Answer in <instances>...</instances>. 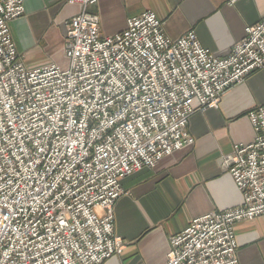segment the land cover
<instances>
[{
  "label": "built area",
  "instance_id": "1",
  "mask_svg": "<svg viewBox=\"0 0 264 264\" xmlns=\"http://www.w3.org/2000/svg\"><path fill=\"white\" fill-rule=\"evenodd\" d=\"M25 0H0V264H102L120 255L113 208L121 181L191 146V116L264 72V19L225 58L194 33L171 40L154 13L102 37L88 8L65 22L67 69L27 70L9 24ZM250 144L222 158L242 204L193 219L167 264H239L233 227L264 215V105L248 112Z\"/></svg>",
  "mask_w": 264,
  "mask_h": 264
},
{
  "label": "crops",
  "instance_id": "2",
  "mask_svg": "<svg viewBox=\"0 0 264 264\" xmlns=\"http://www.w3.org/2000/svg\"><path fill=\"white\" fill-rule=\"evenodd\" d=\"M67 0H25L22 17L9 24L10 35L27 70L63 63L65 22L78 15ZM98 17L102 37L126 29L127 21L152 12L166 37L194 33L200 46L227 57L244 37L245 28L264 19V0H98L88 8ZM67 61V60H66ZM264 105V72L232 86L213 109L191 116V146L121 181L124 195L115 203L113 232L124 249L102 264H167L169 241L190 222L242 204L223 156L237 144H250L254 132L248 112ZM239 264H264V215L234 227Z\"/></svg>",
  "mask_w": 264,
  "mask_h": 264
},
{
  "label": "rangeland",
  "instance_id": "3",
  "mask_svg": "<svg viewBox=\"0 0 264 264\" xmlns=\"http://www.w3.org/2000/svg\"><path fill=\"white\" fill-rule=\"evenodd\" d=\"M58 66L61 68V69H67L68 68V62L65 60L63 63H61V64H58ZM224 157V156H223ZM222 162H223V160H222ZM125 193H124V191H123V195H124ZM122 195V196H123ZM113 211H114V208H113Z\"/></svg>",
  "mask_w": 264,
  "mask_h": 264
}]
</instances>
